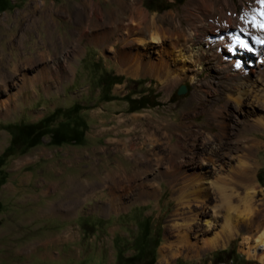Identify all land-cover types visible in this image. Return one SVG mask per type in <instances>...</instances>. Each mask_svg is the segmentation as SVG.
I'll return each instance as SVG.
<instances>
[{
  "label": "rangeland",
  "instance_id": "374dc122",
  "mask_svg": "<svg viewBox=\"0 0 264 264\" xmlns=\"http://www.w3.org/2000/svg\"><path fill=\"white\" fill-rule=\"evenodd\" d=\"M89 1L85 9L99 21L98 27H91L86 19L79 21L82 0H0V264H264V245H256V236L264 229V127L242 130L243 123L228 116L226 129L234 137L259 141L253 179L254 201L262 210L260 228L247 229L241 223L225 246L205 247L198 255H185L181 249L183 253L158 263L163 244L177 236L170 225L175 201L164 178L157 180L156 193L140 192L139 182L154 180L152 170H139L141 174L131 179L130 174L145 152L151 168L163 169L166 160L156 161L155 153H167L182 119L190 121L193 129L216 131L207 116L224 102L230 77L226 71H215L221 62L214 56L199 58L198 44L192 40L185 45L192 47L202 65L199 73L168 79L164 67L168 65L169 71L180 62L174 66L172 57L165 55L166 65L157 71L158 55L150 51V68L143 64L144 71L133 77L126 68L136 62L127 56L130 50L137 51V45L133 41L122 45L120 39L135 36L133 31L128 35L123 28L116 29L102 44L82 35L111 26L109 13L121 19L117 1ZM141 5L150 19L154 16L159 24L188 38L185 6L194 5L190 0H142ZM166 14L169 18H160ZM127 16L123 23L130 22ZM237 28L221 30L220 35ZM186 46L181 49L186 51ZM119 49L126 53L122 61L116 59ZM182 84L186 91L179 93ZM255 84L263 94V105L252 103V97L243 107L251 119L264 120V76ZM137 114L143 117L136 118ZM140 118L148 119L149 130L160 129L154 131L162 137L151 147L140 136L136 124ZM71 126L84 128L79 142L70 141L78 137ZM52 133L54 139L67 141L51 143ZM59 157L63 158L57 161ZM70 157L81 158L88 166L84 191L73 188L79 173L68 170L69 165L80 167L81 161L70 164ZM110 176L119 182L116 207L106 210L113 202ZM68 183L72 190L64 194ZM81 209L84 215L74 218ZM63 215L66 220L59 219ZM79 224L81 228L74 229Z\"/></svg>",
  "mask_w": 264,
  "mask_h": 264
},
{
  "label": "bare ground",
  "instance_id": "6f19581e",
  "mask_svg": "<svg viewBox=\"0 0 264 264\" xmlns=\"http://www.w3.org/2000/svg\"><path fill=\"white\" fill-rule=\"evenodd\" d=\"M115 1L119 5L117 8L120 9L122 18L114 19L109 13L107 17L111 26L95 32L90 30V33L83 30L82 35L93 43L102 44L108 42L109 35L116 29L123 28L128 35L130 30L133 31L135 36L120 38L121 41L124 40L122 45L131 41L137 45V51L132 53L130 50L127 56V59H134L136 62L134 66L126 68L133 77H138L141 71H144L141 70L145 69L144 65L147 66L146 69L150 68L152 60L147 54L150 51L158 55L159 61L155 68L157 71L166 65L165 55L172 57L174 66L180 62L178 68L172 67L169 71L168 65L164 67L168 79L172 75L175 77L187 72L192 75L199 73L202 65L195 60L192 47L185 45L187 40L196 41L197 50L200 51V56L197 55L199 58L205 55L214 56L221 62L220 67L214 68L215 71L219 74L226 71L230 77L224 102L214 106L215 108L212 107L207 116L216 126V131L193 129L190 121L182 119L176 124V141L167 144V153L161 156V153L154 152L156 161H160L161 157L165 158L166 165L163 169L151 168L145 159V152L140 153V161L136 163L138 169L130 174L131 179L134 175L141 174L139 170L145 173L152 170L154 180L139 182L140 192L156 193L154 186L158 185L157 180L164 178L169 185L170 196L175 201L170 225L176 230L177 236L173 242L163 244L158 263L165 262L175 253H183L181 249L185 255H198L199 249L225 246L228 238L236 236L238 225L241 223L247 229L260 228L262 218L259 217V212L262 210L254 201L256 184L253 179L254 149L259 146V141L250 137L241 142L240 138L227 131L226 118L228 116L234 122L243 123L242 130L264 127V120L251 119L252 115L243 107L249 104L252 97V103L263 105V94L258 93L260 88H257L255 82L264 76V0H238L240 9L235 0H190L194 5L191 8L185 6L186 14L184 13L189 21L188 38L181 36L178 30H172L170 26L159 24L156 17L152 16L150 19L148 12L141 5L142 0ZM81 4L84 5L83 16L79 21L86 19L91 23V27H98L99 21L92 19L85 9L91 2L82 0ZM125 14L130 16H127L129 23H123ZM164 16L169 18L167 14L160 18L163 19ZM170 22L173 23L171 19ZM227 27L238 28L231 29V34L220 35L221 30H230ZM210 32L211 38L208 37ZM183 45L187 47L186 51L181 49ZM238 47L250 50L245 52V49L239 50ZM125 54L124 50H117L116 59L122 61ZM191 79L194 77L191 76ZM139 116L143 117L142 114L135 115L136 118ZM147 120L136 119V124L139 131H142L140 136L146 137L151 147L158 143L162 136L154 131L160 130L158 126L152 131L149 130ZM157 121L160 122L159 119ZM187 132L192 137L187 138ZM168 136L171 141L172 135ZM198 144L200 147L197 148ZM113 178L110 176L109 189L115 193L113 183L118 180ZM111 198L113 202H110L108 207L115 208L116 198L113 195ZM256 243L264 245V229L256 236Z\"/></svg>",
  "mask_w": 264,
  "mask_h": 264
},
{
  "label": "crops",
  "instance_id": "0c3cea01",
  "mask_svg": "<svg viewBox=\"0 0 264 264\" xmlns=\"http://www.w3.org/2000/svg\"><path fill=\"white\" fill-rule=\"evenodd\" d=\"M107 110V109H106ZM108 112H110V110H107ZM104 113H106V112H104ZM63 157H59V158H57V161H59L58 159H62ZM69 160H68V162H70V164H74V163H76V162H79V161H81V166L80 167H74V166H71V165H69V169L68 170H72V171H76L75 173L77 174V173H79V180H77V182L76 183H74V185H73V188H79V189H81V190H78L79 192L80 191H84L83 189L84 188H86V184H85V177H84V175H85V173H86V167H88L85 163L84 164H82L83 163V160L80 158V159H74V158H72V157H70V158H68ZM58 181V180H57ZM115 184H116V182H114L113 183V187L115 188ZM71 187H72V185L70 186L69 185V183H68V186H64V194H66L67 192V194H69V192H71ZM114 192H115V189H114ZM112 193V195L116 198L117 196V194H115V193H113V192H111ZM115 201V200H114ZM69 204H71V203H69ZM68 204V205H69ZM67 205V206H68ZM71 206V205H70ZM82 207H84V206H82ZM116 207V206H115ZM107 208H109V207H107ZM112 208H114V206H112ZM66 209H69L68 207H66ZM106 210H108V209H106ZM84 211L81 209V211L79 212H76V215H74V218L75 217H77L78 215H80V217L82 216V215H84V213H83ZM78 213H80V214H78ZM78 214V215H77ZM65 215H63V217L62 216H60L59 217V219H64V220H66L65 219ZM58 218V217H57ZM79 218V217H78ZM75 227H74V229H76V228H78V229H80L81 228V224H79V225H74Z\"/></svg>",
  "mask_w": 264,
  "mask_h": 264
},
{
  "label": "trees",
  "instance_id": "16d2710c",
  "mask_svg": "<svg viewBox=\"0 0 264 264\" xmlns=\"http://www.w3.org/2000/svg\"><path fill=\"white\" fill-rule=\"evenodd\" d=\"M55 114H56V110H55L54 112H52V113L50 114V116H53V115H55ZM50 116H49V117H50ZM83 129H84V128H80V129H79V128H77V127L71 126L70 130H71L73 136L78 134L79 139H78V137H72V138H70V141L72 140L73 142H79V141H80V138L82 137V134H83ZM53 135H54V134L52 133V136H51V139H50V142H51V143L59 144V143H61V142L67 141L66 139L56 140V139H54V136H53ZM9 148H10V146H8V147L5 149V152H6ZM1 159H2V158H0V161H1ZM1 180H2V179H1Z\"/></svg>",
  "mask_w": 264,
  "mask_h": 264
},
{
  "label": "water",
  "instance_id": "95a60500",
  "mask_svg": "<svg viewBox=\"0 0 264 264\" xmlns=\"http://www.w3.org/2000/svg\"><path fill=\"white\" fill-rule=\"evenodd\" d=\"M185 91H186V86H185L184 84H182V85L179 87L178 92H179V93H183V92H185Z\"/></svg>",
  "mask_w": 264,
  "mask_h": 264
}]
</instances>
